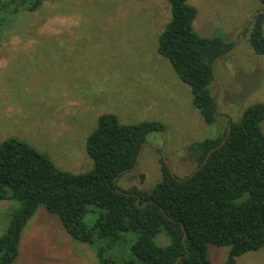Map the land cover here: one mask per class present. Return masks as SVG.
<instances>
[{
  "label": "rangeland",
  "instance_id": "rangeland-1",
  "mask_svg": "<svg viewBox=\"0 0 264 264\" xmlns=\"http://www.w3.org/2000/svg\"><path fill=\"white\" fill-rule=\"evenodd\" d=\"M194 31L201 37L241 38L239 48L215 65L218 118L206 125L188 86L156 51L171 19L165 0L45 1L35 12L12 16L0 36V144L17 138L45 154L59 170L83 174L93 167L85 145L101 115L121 124L157 121L135 169L117 180L121 190H152L161 180V161L182 180L196 168L189 147L221 135L226 118L237 122L245 108L264 104V56L248 38L259 0H190ZM264 31V25H263ZM264 132V121L262 123ZM16 203L13 202V205ZM12 202H0V235ZM84 222L90 226L96 209ZM159 246L169 240L160 234ZM128 246L114 254L119 260ZM230 247L208 248L212 264H223ZM264 264V247L236 259ZM14 264H97L94 250L75 242L58 218L39 207L24 228Z\"/></svg>",
  "mask_w": 264,
  "mask_h": 264
},
{
  "label": "trees",
  "instance_id": "trees-1",
  "mask_svg": "<svg viewBox=\"0 0 264 264\" xmlns=\"http://www.w3.org/2000/svg\"><path fill=\"white\" fill-rule=\"evenodd\" d=\"M45 1L59 0H0V36L12 16L35 12ZM165 1L171 19L158 37L157 54L188 86L194 108L211 126L218 118L212 64L236 43L199 36L190 0ZM259 3V11L264 10V0ZM255 14L241 34L249 32L253 54L264 56V13ZM263 121L264 104L249 105L237 122L226 120L221 135L189 147L198 168L230 126L225 142L198 172L179 180L161 161V180L150 191L121 190L114 179L132 170L149 134L164 131L160 122L126 125L114 115H101L85 145L93 167L77 175L57 169L17 138L5 140L0 144V202L12 206L0 235V264L17 261L24 228L40 206L58 218L73 241L94 250L97 264H212L210 246L230 247L223 264H237L238 257L264 247ZM91 208L97 216L87 226L84 219L95 214ZM160 234L168 245L155 242ZM125 246L127 254L119 260L114 254Z\"/></svg>",
  "mask_w": 264,
  "mask_h": 264
},
{
  "label": "water",
  "instance_id": "water-1",
  "mask_svg": "<svg viewBox=\"0 0 264 264\" xmlns=\"http://www.w3.org/2000/svg\"><path fill=\"white\" fill-rule=\"evenodd\" d=\"M261 13H264V10L257 12L255 15H258V14H261ZM240 43H241V38L238 39V41L236 42V44H235V45H234L229 51H227L225 54L219 56L218 58H216V59L214 60V62H213V64H212V74H213V78H214V84H215V87H216V74H215V65H216V63H217L219 60H221V59H223V58H225V57H227V56L233 54V53L239 48ZM224 118H225L226 120H229V119L226 118V117H224ZM229 132H230V126H228V128H227V135H226V137L228 136V133H229ZM226 137H225L224 140L221 142L220 146L225 142ZM145 145H146V143H144V144L141 146V148H140V150H139V153H138V155H137V157H136L135 164H134V166L132 167V170L136 168L137 163H138V161H139V159H140V154H141V152H142V150H143V147H144ZM220 146H217L216 148H213L212 150H210V152L207 154V156H206L204 162H203L198 168H196V169L194 170V173L198 172V171H199V170H200V169L206 164V162H207V160H208V157H209V155L211 154V152H213L214 150L218 149ZM163 163H164L165 166L167 167V169H168L170 175H171L172 177H174L173 174H172V172H171V170H170V168H169V166H168V164H167V162L164 161ZM126 172H127V171H126ZM116 181H117V178L114 179V184H115V185H116ZM117 191L120 192L119 190H117ZM121 193H122V192H121ZM148 203H149V202H146L144 205H146V204H148ZM183 232H184V230H183ZM184 237H185V232H184Z\"/></svg>",
  "mask_w": 264,
  "mask_h": 264
},
{
  "label": "bare ground",
  "instance_id": "bare-ground-1",
  "mask_svg": "<svg viewBox=\"0 0 264 264\" xmlns=\"http://www.w3.org/2000/svg\"><path fill=\"white\" fill-rule=\"evenodd\" d=\"M146 146V145H145ZM138 164V163H137Z\"/></svg>",
  "mask_w": 264,
  "mask_h": 264
},
{
  "label": "crops",
  "instance_id": "crops-1",
  "mask_svg": "<svg viewBox=\"0 0 264 264\" xmlns=\"http://www.w3.org/2000/svg\"><path fill=\"white\" fill-rule=\"evenodd\" d=\"M210 261V260H209Z\"/></svg>",
  "mask_w": 264,
  "mask_h": 264
}]
</instances>
